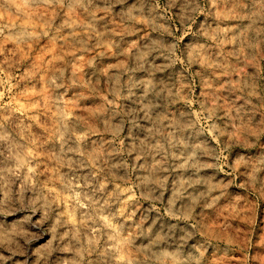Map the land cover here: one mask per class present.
Listing matches in <instances>:
<instances>
[{
    "label": "clouds",
    "instance_id": "clouds-1",
    "mask_svg": "<svg viewBox=\"0 0 264 264\" xmlns=\"http://www.w3.org/2000/svg\"><path fill=\"white\" fill-rule=\"evenodd\" d=\"M262 61L264 0H0V264H254Z\"/></svg>",
    "mask_w": 264,
    "mask_h": 264
},
{
    "label": "rangeland",
    "instance_id": "rangeland-1",
    "mask_svg": "<svg viewBox=\"0 0 264 264\" xmlns=\"http://www.w3.org/2000/svg\"><path fill=\"white\" fill-rule=\"evenodd\" d=\"M135 0H129V3H133ZM162 3L165 2V0H161ZM205 3H207V0H204ZM223 7V5H222ZM201 22H203V17L201 18ZM169 24L174 26L175 28H180V21L176 14L173 15L172 20L169 21ZM181 33L177 32L176 35L179 36ZM169 42L171 38H168ZM192 38L189 37L185 43H192ZM41 47H44V45H41ZM261 67H264V61L261 62ZM205 79H208V76L204 77ZM199 80V78H197ZM216 87H219V84L216 85ZM204 90V86L202 84H198L197 88V94L199 95ZM180 109H183V106H178ZM48 123L47 119H42L40 122V125L37 126L38 130L41 129V125H46ZM223 123H227L222 122ZM261 148H264V145H260ZM238 157L236 155H233L229 163L235 164ZM43 171V169H42ZM229 169H225V172H228ZM215 174V173H213ZM247 173L244 170H241L236 177L228 176L227 179L229 181L235 179L236 184L232 189L233 195L230 197V199L226 200L224 204L221 205L220 208L216 209L214 212H205L203 216L201 217V224L204 225L205 228L214 230V228L218 225H221L225 222V219H228L231 224V230L233 234H239L240 240L245 239V234L250 231V224L246 222V216L243 214L245 205L243 202H241L238 206L235 204V201L240 196H248V193L244 192L243 189H239V185L243 184L245 182ZM232 206V215H229V212L226 210L229 208V206ZM19 207V206H17ZM239 209L240 214L236 215V210ZM262 215H261V221L259 225L255 229L254 236L252 238L253 248L251 250V256L252 261L254 264H264V208L261 209ZM26 214L23 211L18 213L16 216L8 215L7 217L0 216V223L5 224L7 227L9 223L13 222L14 220L18 218H22V216ZM139 215V214H138ZM154 218V217H153ZM44 231L48 233L47 236L41 241L38 242V245H34L32 252H31V261L30 264H39V257L37 255V247H42L48 243L49 240L52 239V233L50 231L49 227H45ZM0 252H2L5 256H8L9 253L4 251L3 249H0ZM249 255L248 252H243L239 255H233L229 252H226L224 250V246L221 247L219 254L212 257L213 264H239V262ZM66 257L59 256L57 257V260H62ZM8 264H14V260L9 261Z\"/></svg>",
    "mask_w": 264,
    "mask_h": 264
}]
</instances>
